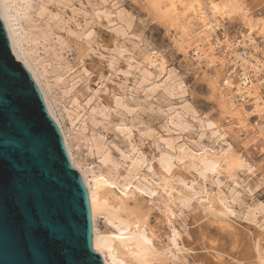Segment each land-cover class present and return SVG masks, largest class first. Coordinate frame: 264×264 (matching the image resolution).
Masks as SVG:
<instances>
[{"label":"rangeland","instance_id":"374dc122","mask_svg":"<svg viewBox=\"0 0 264 264\" xmlns=\"http://www.w3.org/2000/svg\"><path fill=\"white\" fill-rule=\"evenodd\" d=\"M29 1L21 6L19 23L39 41L25 38L23 44L25 36L21 38L27 61L67 133L75 164L89 171L84 172L88 180L101 173L112 180L114 192L102 188L99 198L132 196L150 211L149 235L166 252V264H259L256 243L264 259V115L255 111V99L237 92L245 69L226 43H237L235 53H253L255 62L264 55V0ZM229 2L236 9L217 12ZM201 10L216 30L207 39L196 18ZM250 28L256 51L245 37ZM198 45L209 61L196 54ZM154 59L164 62L163 73ZM228 94L243 114L228 110ZM202 146L238 160L241 168L207 180L188 171L187 187L182 179L171 180L178 193L158 189L163 183L158 172L171 176L163 166L171 160L172 172H180L182 150L201 152ZM141 176L157 190L148 191ZM127 181L133 183L129 188ZM205 192L225 199L234 210L230 226L224 229L219 219L199 218ZM165 214H171L169 221ZM112 226L104 215L96 220L102 234L116 232ZM119 241L129 249L128 241ZM193 244L208 249L176 250Z\"/></svg>","mask_w":264,"mask_h":264},{"label":"water","instance_id":"95a60500","mask_svg":"<svg viewBox=\"0 0 264 264\" xmlns=\"http://www.w3.org/2000/svg\"><path fill=\"white\" fill-rule=\"evenodd\" d=\"M0 84V118L5 128L0 150L13 164L4 174L0 264H40L43 259L38 254L29 257L30 248L17 247L25 211L23 206L16 210L21 195L40 236L50 242L48 252L53 260L64 256L75 264H106L94 247L93 214L84 176L72 163L64 134L37 81L14 51L1 4ZM13 112L20 121L15 128Z\"/></svg>","mask_w":264,"mask_h":264},{"label":"bare ground","instance_id":"6f19581e","mask_svg":"<svg viewBox=\"0 0 264 264\" xmlns=\"http://www.w3.org/2000/svg\"><path fill=\"white\" fill-rule=\"evenodd\" d=\"M28 1L29 0H0V4H1V7H2V11H3V14H4V18H5V21H6L7 29H8L9 35H10V39H11L14 51H15L16 55L24 63V65L32 73V75L34 76L35 80L37 81V83H38V85H39V87H40V89H41V91H42V93L44 95V98L46 100V103H47V106H48L49 110L51 111V113L55 117L56 121L58 122V124H59V126H60V128H61V130H62V132L64 134L65 142H66V145H67V148H68L72 163H73V165L75 167L80 169V171L82 172V174L84 176L85 183H86V186H87L88 192H89L91 207H92L93 223H94V247H95V249L100 251V253L102 254L106 264H154L156 262H158V264H166V261L168 260L167 256H166V252L163 251L161 249V247L158 246L157 242H155L154 239L149 235V233H153L151 225H150V221H149L150 220V211L145 210L143 206H139L137 204V202H136V199L134 197H132V196H130V197L126 198V199L115 200L114 198L106 195L103 200L100 199L99 198L100 197V193H101L100 189L103 188V192H109V191L110 192H114V190L111 188V186L113 184L112 180L109 177H106V175L105 176L102 175L103 173H101V175H95L94 174L92 176V178H89L90 180H88V178H86V174L85 173H87L89 171H82L81 168H80L81 166L78 167L75 164L74 158H73V154L71 152L70 145L68 143V139H67V136H66L67 133L65 134L61 123L59 122V120L55 116L54 112L52 111L51 107H53V106L50 107V104H49L48 99L46 97L47 93L45 94V92L43 90L44 88H42L43 86H41L40 82L38 81V78H37V76H36V74L34 72V69H32L31 65L27 61V57L28 56L26 57V53H27L26 51H28V49L26 48L27 49L26 50L24 48L26 45L23 46V44L26 43L25 38L26 39H30L29 42L31 41V42H34V43L36 42L37 43V41H39V39H38V37L36 35H33L31 32L26 30L25 29L26 27L23 28L20 25V23H19V15H20V12H21V10H20L21 6L23 7V2H27V4L29 5L30 1L29 2ZM226 4H228V5H224L223 8H221V9L216 8L217 12L221 10V13L225 14V13H230L234 9H236V6L234 5V2H229V3H226ZM217 7H219V6H217ZM23 14H25V13L23 12ZM196 18H198L203 23V26L205 27V29L207 31L206 36L204 35V37L206 39L209 38V36H210L209 33H213L216 30L212 26L213 25L212 22H210L208 20V16H207L206 12L201 10L200 13H198L196 15ZM20 22H21V20H20ZM34 22H36V20ZM22 24L24 25L23 22H22ZM35 25H36V23H35ZM35 28H37V27H35ZM30 30H31V28H30ZM253 32H254V29L250 28L249 33L245 37L249 40L250 46L251 45L254 46V50L256 51L257 48L255 47V44L257 43V41H256V38L253 36ZM22 37H24L23 40H25L23 42V44L21 43V41H22L21 38ZM201 39H203L202 35H201ZM220 45H221V43H220ZM216 46H219V42L218 41L216 43ZM236 46H237L236 42L234 44L226 43V48L229 49V50H234V54L233 55L236 56L235 60L237 59L239 61V62L237 61V63H241V66L244 67L245 71L248 70V67H251L252 71L256 72L255 74H258L264 68V61L261 62V61H259L258 58L257 59L255 58V60H257L255 62L254 59L252 58V57H254L253 53H248L245 50H244V52H240L239 51V52L235 53V47ZM30 47H32V46H30ZM31 49H33V48H31ZM31 49L29 51H31ZM36 50L34 49L35 52H36ZM195 52L199 56L200 59L208 60V61H209V59H211V58H208V56H209L208 52L201 45H198L196 47ZM37 54H39V53H37ZM35 56H38V55H35ZM231 57H234V56H231ZM28 58H30V57H28ZM152 61H153V64L157 68L161 69L160 71H162V73L165 71L164 62L159 61V59H154ZM43 66H44V64H43ZM251 88H252V85L250 87L243 85V86L238 87L237 92H239L241 94V97H245L246 95H250V97L254 98L255 99L254 100L255 101L254 104H255L256 109H257L255 111H258L260 114L264 115V99L262 98V96L259 93V91L256 90V88H253L252 90H251ZM227 97L228 98L225 99V102L228 105V107H227L228 110L230 112L237 111L239 114H243L241 112V109L237 108V104L234 102L233 95L232 94H228ZM67 115H69V114L67 113ZM179 117H181V116H179ZM71 121L73 122V120H71ZM122 128H124V127H122ZM127 128H129V127H127ZM88 142L90 143L89 140H88ZM94 147H95V143H94ZM90 149H92V147H90ZM182 151H183V155L178 159L179 162L181 163V166H182V167H178V168L181 169L180 172H177V171L176 172L175 171L172 172V167L174 166V163L171 160H170V162H168V164L166 166H163L164 167L163 169L171 175L169 178L167 177L168 175L164 174L163 172H161V171L158 172L157 171L159 173V176H160L161 180L163 181V183L160 184L159 186H157L155 184L158 187V189L161 188V190H162V189H165L166 187H169V191L172 193L174 189L171 186V180L172 179L173 180L182 179L183 183L186 184V182L188 181L187 179H191L190 176L188 175V171H194V174L196 172V173L199 174L200 177L203 178V180L204 179L207 180L206 177L208 175H220V174L222 175L223 173H227V174L231 175L233 170H234V168H236V167L241 168L240 167V163L241 162L239 163L238 160H233V158H232V160H230L228 158L221 157V156L218 155V153L212 151V149L211 150L207 149L205 146L204 147L202 146L201 152L200 151L199 152H195V151L191 150L190 148H185ZM92 152H93V150H92ZM105 156H104V158H105ZM107 158H108V155H107ZM137 165L138 164H136V166H134V169H131V171L133 173H136ZM241 166H242V164H241ZM151 167L152 166L150 165V168ZM88 170H89V167H88ZM90 171H92V168H90ZM134 175H136V174H134ZM130 177H133L132 173H131ZM141 177L143 178V176H141ZM141 181L150 188V189H148V191L149 190H152V191H156L157 190V187H155L151 182L147 181V179L143 178ZM157 181H159V180H157ZM234 182H236V181L234 180ZM153 183H154V181H153ZM175 183H176V181H175ZM132 184H133L132 182L127 181L125 186L129 188V186L132 185ZM173 184H174V182H173ZM177 185H178V183H177ZM137 187H139V186H137ZM177 187H179V186H177ZM186 187H187V184H186ZM189 188H190V186H189ZM141 189L145 193H147V190L145 188L142 187ZM191 190H194V194H195V189H191ZM128 191H129V189H128ZM174 191L177 192L176 190H174ZM189 191H190V189H189ZM130 192H131V190H130ZM181 192H183V189H182ZM196 192H197V190H196ZM162 193H165V192H162ZM205 193H206V197H205L204 201L202 202V204L199 205V206L202 207L201 208L202 209L201 212L203 213V214L202 213L198 214L199 218L202 220V219L207 217L208 219L212 220L213 222H214V220L219 219V221H220L219 222L220 223L219 226L221 228H224V229L227 228L228 226H230L229 225L230 224L229 220H231L232 216L234 215V210L230 209V207L226 204V200L225 199L222 200L219 197L212 196V195L209 194L210 192L209 193L205 192ZM148 194H149V192H148ZM152 194H155V192L152 193ZM179 194H177V195H179ZM197 194L198 193H196V195L195 196L193 195V196L197 197ZM182 195L184 197V194H182ZM189 195H190V193H189ZM189 195L186 193L185 196L188 197V199H191V198H189ZM152 196L150 195V197H152ZM179 198H180V196H179ZM151 200H152V198H151ZM186 200H187V198H186ZM202 200H203V198H202ZM189 201L188 202L191 203V200H189ZM186 204H187V202H186ZM167 212H168V210H167ZM101 215H104L105 218L110 222V225L112 224L116 228V230H117L116 232H112L110 234H102V233H100L101 231L99 232V228L97 229V227H96V220ZM165 215H167V214H165ZM170 215L166 216V220L169 221L168 217H170ZM245 215H247V214H245ZM252 217H251V219H252ZM215 223H217V222L215 221ZM232 224L233 223H231V225ZM200 234H202V233H200ZM119 240L128 241L127 242V247L129 249L125 250L124 247H125L126 244H121ZM197 245L193 244L194 247L192 246V248H185V246L178 247L177 245H175V246H177L176 247L177 252L185 251L187 253L192 251L193 248L194 249H198V250H200V249L201 250L208 249V248H204L202 246H199V245L197 246ZM255 250H256V253L258 254V257H257L258 263L259 264H264V259L261 258L257 243H256V246H255ZM192 258H194V257H192ZM204 259L205 258H203V260ZM203 260H202V262H203ZM197 261H198V259H197ZM241 263L242 264H246L243 261H241Z\"/></svg>","mask_w":264,"mask_h":264},{"label":"snow or ice","instance_id":"6c2138e0","mask_svg":"<svg viewBox=\"0 0 264 264\" xmlns=\"http://www.w3.org/2000/svg\"><path fill=\"white\" fill-rule=\"evenodd\" d=\"M0 87H2V84H0ZM12 116L14 117L12 120V126L15 128L16 124L20 122L19 116L15 112L12 113ZM4 131V122L2 118H0V136L3 135ZM6 168L12 169L13 164L6 159L5 153L0 150V232H2L5 217L4 174ZM21 206H23L25 211L20 217L21 229L17 239V247L21 250L30 248L31 250L27 252L29 257L37 254L43 257V259L40 261V264H75L73 260L64 256H62L59 260H53L51 258L48 252L50 242L47 238H42L40 236L39 228L34 225L30 214H28L26 211L27 205L24 204L22 195L20 196L18 206L16 208L18 212L21 210ZM52 242L55 243V241Z\"/></svg>","mask_w":264,"mask_h":264},{"label":"built area","instance_id":"2783aa9c","mask_svg":"<svg viewBox=\"0 0 264 264\" xmlns=\"http://www.w3.org/2000/svg\"><path fill=\"white\" fill-rule=\"evenodd\" d=\"M259 61H264V55L259 56ZM234 72V71H233ZM229 82V79L224 82L225 85H227ZM248 86L250 87L252 85V88H256V90L259 91L262 98H264V68L258 73L255 74L250 67H248V70L245 72L244 70L241 71L240 75V86ZM246 99H254L250 97V95L245 96Z\"/></svg>","mask_w":264,"mask_h":264}]
</instances>
